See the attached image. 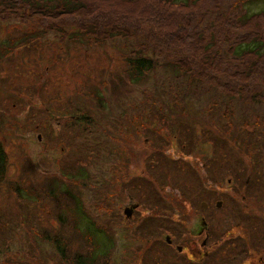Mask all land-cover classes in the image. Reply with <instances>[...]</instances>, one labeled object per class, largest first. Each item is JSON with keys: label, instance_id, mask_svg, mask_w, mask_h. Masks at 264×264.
<instances>
[{"label": "rangeland", "instance_id": "rangeland-1", "mask_svg": "<svg viewBox=\"0 0 264 264\" xmlns=\"http://www.w3.org/2000/svg\"><path fill=\"white\" fill-rule=\"evenodd\" d=\"M0 145V264H264V0H0Z\"/></svg>", "mask_w": 264, "mask_h": 264}, {"label": "trees", "instance_id": "trees-1", "mask_svg": "<svg viewBox=\"0 0 264 264\" xmlns=\"http://www.w3.org/2000/svg\"><path fill=\"white\" fill-rule=\"evenodd\" d=\"M40 2H45V0H36ZM62 2V6H67L69 4L70 0H60ZM249 1V0H248ZM74 6V5H73ZM73 6L71 8H68V10L72 11L74 8ZM77 6V5H76ZM78 10V9H77ZM65 11V8H64ZM262 45L263 42H260ZM233 54L238 55V53L241 54H247L249 52H258V45L255 44L253 41L247 42H241L238 43L237 46L233 48ZM134 50L132 49V52L128 53L127 56V62H128V67L127 68V75L129 77H138L141 75H144L149 72H153L155 70L156 63L153 62L154 58L148 54L144 55L141 52H133ZM180 62V61H179ZM178 61H173L168 65L161 64V69H168L174 74H176L175 79H183L184 77H187L188 79V84L192 86L193 80L195 76H193L195 73H192V67L187 64V62L184 60L183 66ZM182 63V62H181ZM185 67V68H184ZM202 75V74H201ZM200 79V78H199ZM249 97L250 100H255V101H260L261 97L260 95L254 93L253 91L249 92ZM244 163L242 158H238L235 161H226V162H221V160L217 161L215 163V166L217 167H229V170L232 168H237L238 174L236 176L239 177L238 183L239 186H243V182L250 184L251 188L255 190L257 187V182L263 181L262 176H263V171L260 170H255L254 174H250V176L247 178L246 173L244 172V168H242V164ZM6 155L4 152V149H2L0 145V181H2L5 177L6 171ZM235 176V177H236ZM234 177V176H233ZM235 182L236 179L234 178ZM250 188V190H251ZM87 221L89 220V217L87 215L85 216ZM240 222H243L240 220ZM91 224L88 223L86 227V235L89 238L87 244L91 243V252L88 256H82L78 253V255L72 257L74 258L73 264H96L99 260L102 261L104 264H109L110 259H111V253L114 248V245L112 243V238L111 235L108 232H105L102 228H99L97 224L91 220ZM259 237L264 239V234L259 235ZM95 241L97 243H95ZM57 247H58V241L55 242ZM241 244V243H240ZM255 244V243H254ZM89 246V245H88ZM241 252L246 250V245L243 244L242 247L240 248ZM240 252V253H241Z\"/></svg>", "mask_w": 264, "mask_h": 264}, {"label": "water", "instance_id": "water-1", "mask_svg": "<svg viewBox=\"0 0 264 264\" xmlns=\"http://www.w3.org/2000/svg\"><path fill=\"white\" fill-rule=\"evenodd\" d=\"M202 206L205 207L204 204H203ZM217 206H219V203H218ZM136 207H137L136 204H132V205H130V207H125L124 210H123L125 216H126L127 218H130L131 215L133 214V209H135ZM219 207H220V206H219ZM166 241H167V242L169 241L168 238L166 239ZM180 250H181V247L179 246V247L177 248V251H180Z\"/></svg>", "mask_w": 264, "mask_h": 264}, {"label": "flooded vegetation", "instance_id": "flooded-vegetation-1", "mask_svg": "<svg viewBox=\"0 0 264 264\" xmlns=\"http://www.w3.org/2000/svg\"><path fill=\"white\" fill-rule=\"evenodd\" d=\"M129 206H130V205H129ZM205 206H206V205H205ZM135 209H136V208H135ZM135 209H133V213H134ZM132 216H133V214L131 215V217H132ZM131 217H130V218H131ZM168 240H169L168 242L171 243L169 238H168ZM166 242H167V241H166ZM180 247H181V246H180ZM177 248H178V247H177Z\"/></svg>", "mask_w": 264, "mask_h": 264}]
</instances>
